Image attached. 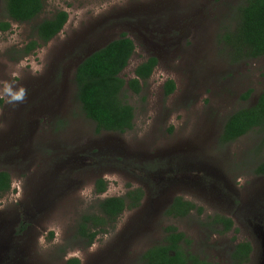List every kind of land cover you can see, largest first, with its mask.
<instances>
[{"label": "rangeland", "instance_id": "374dc122", "mask_svg": "<svg viewBox=\"0 0 264 264\" xmlns=\"http://www.w3.org/2000/svg\"><path fill=\"white\" fill-rule=\"evenodd\" d=\"M243 2L45 0L37 20L0 31V172L12 177L0 195V264H143L148 249L165 244L169 227L211 264H233L238 242L253 246L249 264H264V175L255 173L264 161L262 133L219 144L229 116L264 92V59L234 63L222 41ZM58 11L69 15L63 31L26 54L36 26ZM122 34L136 45L122 78H134L151 57L158 65L143 91L126 94L134 130L98 134L82 110L75 72ZM168 81L176 88L167 96ZM21 90L23 99L14 100ZM138 188L146 193L141 207L125 211L91 247L80 240L84 215ZM175 198L202 212L166 216ZM215 216L232 219L233 230L212 226Z\"/></svg>", "mask_w": 264, "mask_h": 264}, {"label": "trees", "instance_id": "16d2710c", "mask_svg": "<svg viewBox=\"0 0 264 264\" xmlns=\"http://www.w3.org/2000/svg\"><path fill=\"white\" fill-rule=\"evenodd\" d=\"M45 8V0H6V12L9 21L0 23V31L7 32L11 22L31 23L38 19ZM236 26L225 29L223 43L228 47L234 63L256 61L264 58V0H244L235 11ZM66 11H58L53 17L45 19L34 29L37 40L26 47L29 54L49 43L58 36L68 23ZM136 52L134 41L126 34L110 42L104 48L84 59L75 72L77 96L85 116L96 124V132L126 134L134 130L135 110L127 102L128 91L139 94L141 82H148L158 65V59L151 57L141 63L134 71V78L126 81L122 73L129 66ZM175 83L168 81L166 95L175 91ZM251 91L245 95L249 98ZM252 131L262 133L261 146L264 147V92L254 106L243 108L227 119L219 138L222 146L235 142ZM264 175V161L255 170ZM12 177L8 172H0V195L11 190ZM100 194L106 186L100 181ZM146 193L142 188L129 191L122 197H111L100 201L97 212L84 215L78 225V236L91 247L100 234H106L107 228L116 224L127 210L142 206ZM193 210L201 208L190 201L175 198L165 215L173 218H185ZM212 226H221L224 232L233 230L234 222L230 218L215 216ZM222 231V232H223ZM165 244L148 249L142 256L143 264H211L206 259L191 253L187 247L191 241L184 233L174 227L166 229ZM252 246L249 242H240L231 255L233 264H244L250 260ZM67 264H81L78 258L68 260Z\"/></svg>", "mask_w": 264, "mask_h": 264}, {"label": "flooded vegetation", "instance_id": "af4514ba", "mask_svg": "<svg viewBox=\"0 0 264 264\" xmlns=\"http://www.w3.org/2000/svg\"><path fill=\"white\" fill-rule=\"evenodd\" d=\"M262 59H264V58H262ZM256 61H258V60H256ZM135 76V75H134ZM132 79V78H131ZM129 81V80H128ZM141 91H143V85H142V90ZM220 138V137H219ZM195 211H197V210H193L190 214H192L193 212H195ZM189 214V215H190ZM188 215V216H189ZM213 238H217V235H215ZM240 242H238L237 244H235V246H234V250H235V247L239 244ZM252 246V245H251ZM234 250H233V252H234ZM253 253H254V248H253V246H252V253H251V255H250V260L248 261V262H246V263H244V264H249L250 262H251V260H252V256H253ZM231 261H232V258H231ZM232 263H233V261H232Z\"/></svg>", "mask_w": 264, "mask_h": 264}, {"label": "clouds", "instance_id": "9594fccd", "mask_svg": "<svg viewBox=\"0 0 264 264\" xmlns=\"http://www.w3.org/2000/svg\"><path fill=\"white\" fill-rule=\"evenodd\" d=\"M25 93L23 90L20 91V93L18 95H16L15 97H13L14 100H17V101H21L24 97Z\"/></svg>", "mask_w": 264, "mask_h": 264}, {"label": "water", "instance_id": "95a60500", "mask_svg": "<svg viewBox=\"0 0 264 264\" xmlns=\"http://www.w3.org/2000/svg\"><path fill=\"white\" fill-rule=\"evenodd\" d=\"M107 45H108V44H107ZM104 47H105V46H104ZM104 47H103V48H104ZM101 49H102V48H101ZM99 50H100V49H99ZM97 51H98V50H97ZM95 52H96V51H95ZM93 53H94V52H93ZM91 55H92V54H91ZM91 55H90V56H91ZM88 57H89V56H88ZM88 57H87V58H88ZM85 59H86V58H85Z\"/></svg>", "mask_w": 264, "mask_h": 264}]
</instances>
